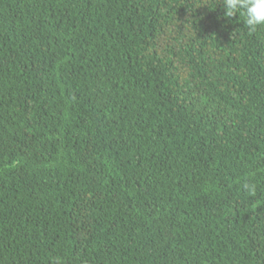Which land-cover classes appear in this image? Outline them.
I'll return each mask as SVG.
<instances>
[{"label": "trees", "instance_id": "16d2710c", "mask_svg": "<svg viewBox=\"0 0 264 264\" xmlns=\"http://www.w3.org/2000/svg\"><path fill=\"white\" fill-rule=\"evenodd\" d=\"M218 2L0 0V264H264V26Z\"/></svg>", "mask_w": 264, "mask_h": 264}, {"label": "clouds", "instance_id": "9594fccd", "mask_svg": "<svg viewBox=\"0 0 264 264\" xmlns=\"http://www.w3.org/2000/svg\"><path fill=\"white\" fill-rule=\"evenodd\" d=\"M223 7V16L231 18L236 14L244 17V25L249 30H256L260 26H264V0H219ZM244 189L254 195L256 186L245 183Z\"/></svg>", "mask_w": 264, "mask_h": 264}]
</instances>
